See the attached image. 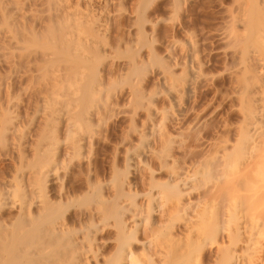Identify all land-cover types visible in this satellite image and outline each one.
<instances>
[{
    "label": "rangeland",
    "instance_id": "374dc122",
    "mask_svg": "<svg viewBox=\"0 0 264 264\" xmlns=\"http://www.w3.org/2000/svg\"><path fill=\"white\" fill-rule=\"evenodd\" d=\"M253 55L264 66V0H0V223L39 216L42 186L44 207L74 199L64 223L84 232L89 212L79 202L96 182L109 201L120 185L122 198L141 195L135 206L130 197L120 203L128 216L142 211L143 223L157 183L188 176L192 192L180 207L199 204L226 221L223 209L242 202L251 210L261 201L264 210V70ZM251 126L257 143L249 146ZM49 158L55 176L40 173ZM168 205L162 217L152 213V224L163 220L159 229L170 224ZM91 213L100 228L91 234L96 251L83 245L81 262L105 264L118 246L117 221ZM182 220L174 222L178 238L186 236ZM220 239L207 248L208 264L227 242Z\"/></svg>",
    "mask_w": 264,
    "mask_h": 264
},
{
    "label": "bare ground",
    "instance_id": "6f19581e",
    "mask_svg": "<svg viewBox=\"0 0 264 264\" xmlns=\"http://www.w3.org/2000/svg\"><path fill=\"white\" fill-rule=\"evenodd\" d=\"M256 57H257L256 55L255 56L253 55V59L256 61L257 66H259L261 69L264 70V66H263L261 60L257 59ZM13 102H15V101H13ZM4 110L2 109V111H4ZM4 112L6 113V111H4ZM9 112H10V109H9ZM256 113L255 114L252 113V118L254 119V121L255 120L257 121V119H258V115ZM11 115H13V114H11ZM1 117L4 118V116H2V115H1ZM8 117H6V118H8ZM11 118L13 119V116ZM2 119H0V120H2ZM8 120H10V119H8ZM10 121H12V120H10ZM5 123L6 122H4L3 125H1V128H5V127L8 128V123L7 124H5ZM5 125H7V126H5ZM253 125H254V123H253ZM257 128H254V127L250 128L249 127L247 133H245V135L242 134V137L244 135V141H245L244 143H248L249 146H250L249 142H251V145L254 144V142H253L255 140L254 136L258 132ZM5 129L3 130L4 132H5ZM8 129H10V127ZM8 129H6V130H8ZM0 132H2V131H0ZM8 132H9V130H8ZM5 133H7V131ZM69 134H71V133H69ZM259 135L260 134L258 133L257 136H259ZM3 136H7V135H3ZM69 138H70V136H69ZM47 139H49V138L47 137ZM52 141H53V139H52ZM75 141H76V139H75ZM47 142H48V140H47ZM54 142L50 143V141H49L48 143H50L49 145L52 146V145H54ZM241 143H243V142H241ZM256 143H257V141H256ZM75 144H76V142H75ZM41 146H42V144H41ZM254 146H256V145H254ZM53 148L51 147V149H53ZM239 149H241V148H239ZM244 150H242V151H244ZM252 150H254V149L252 148ZM255 150H256V147H255ZM249 153H250V150H249ZM48 154H51V153H48ZM52 154H55V153H52ZM236 154L238 156V153H236ZM245 154L246 153H242V157H244ZM52 156H54V155H52ZM229 156H231V155H229ZM253 156H255V155H253ZM43 157H44V155H43ZM51 158H49L48 161L46 163H44L45 165L43 167L41 166L42 172H40V173L43 174V176L44 175H54V171H56L55 162L53 160L55 158H53V159H51ZM250 158H252V157H250ZM257 160H260V159L258 158ZM254 161H256V160H254ZM41 167H40V169H41ZM217 167H219V166H217ZM258 167H259V165L257 166V168ZM174 172L176 174L175 170H174ZM33 173H35V172H33ZM192 176H194V175H192ZM171 177L173 178V176H171ZM188 177H185L184 179H181L180 177L177 179L175 178V180L169 181L168 183L163 184V185L161 183L159 184V182L157 183V185L159 186V189L161 187V191L158 189L159 193L157 190H155L157 192V194L156 193L154 195L151 194V196H150V197H152L151 201H150L151 203L146 208V213L148 212L147 213L148 217L144 218V220L142 219L143 223H140L138 220V218H140V213H142V211H141L143 209L142 207H141L142 208L141 210L137 207L141 212H137L136 209L135 210H132V209L129 210L128 213L129 214L131 213L130 216L127 215V213H126L127 210H125V208L121 207L122 202L120 203V200L125 195V194H123L124 192L121 191V189H122L121 185H120V189L117 188V189H119V191H117V189H116L117 192L115 191L117 194L115 193L114 198L112 200L110 199L111 201H109V199L105 198L104 193L102 192L103 188L101 186H99V184L97 185V182H96V186H93L94 189H93L92 195H90L91 193L88 194L90 196L86 195L87 197L84 200L82 199L83 200L82 202H79V204L80 203L86 204L87 211L89 212L88 213V218H89L88 224L87 225L85 224L87 229L86 228L83 229L84 232L83 231L80 232L82 228H80V230L78 228L77 229V230H79V232H78L75 228H73V226L70 222L64 223L65 220L63 218H64L65 214H67L66 213L67 210L68 211L70 210L68 208L72 207V206H70V204L72 203V201L74 199L68 201L67 203L65 202V204H63V205H61L63 202L60 203L58 201L60 203L59 205H58V203H56V205H53V203H52L51 206H49L48 208L46 207L47 205L44 207L45 203H44L43 198L45 196L44 195L45 190L42 188V186H40V188H38L39 190L37 191V199H38L37 203L41 209L38 212L39 216L35 215V216H37V217H35L33 214L31 216L26 215V214L22 215L21 211L23 212V210H21L20 211L21 214H19V217L16 219L15 224L13 223L14 225H9V227L7 228V226H8L7 224L0 223V264H84L83 262H81V257H80L81 255L83 256L84 253H82V254H80V253H81V251L82 252L85 251L86 248L84 247L83 250L81 248L83 247V245H88L87 251H89V253L93 252L96 249V247L94 248V245H93L94 239L92 238L91 234L99 235V233H97V232L100 231L99 230L100 228L97 227L99 224L98 225L96 224V222L94 220V215L91 212H99L98 214H101V216H98V217H100L99 219H101V222L103 221V223L110 220V219H111V221L113 219H116V221H117L116 229L119 230L118 235H117L118 236V246H117L116 250L114 251V253H112L108 257L107 261L105 260V262H106L105 264H208L209 262H212V257L210 256V254L209 255L207 254V253H209L208 252L209 249L207 250V248L210 246L209 244H213L212 246H214V244L216 245V243H217V245H218L219 244L218 242L221 240L220 238H222V241H223V237H224L225 241H227L226 244L228 243V245H226L224 241H223L224 242V244H223V242L221 241L222 247H220V248H222V250L220 253H217V255H216L217 257L213 260L214 264H264V244H263L264 243L263 242L264 241V223H263L264 221L260 219L261 218L260 216L264 213V210H262L263 208L260 209V207L258 205L259 201L257 203L254 201L258 205V207H257V205L255 207L252 205V207H254V208H251V210H250L249 206H247V205L245 206V204H247V203L244 202L245 204H243L242 201L241 202L243 204V207H241V205H242L241 204L240 207H238L239 205L236 206L237 208L234 206V209L232 208L233 207L232 206L231 207L232 210H228L229 208H227L228 211L226 209H223L225 212H227L226 214H228V216H229V217L227 216V218H229V219H227V221L225 219L221 220L226 215L221 216L222 214L220 215L217 213L220 211H217V212L215 211L212 214H210V212L207 211V210H210L208 208H207V210H205L206 209L205 207H203L205 209H203V208L199 209L198 203H197L198 204L197 207L195 205L193 206L192 205L193 203L190 204V206H187L188 205L187 204V205H184L183 207H180V205H179L180 200L181 199L183 200L185 195H188L192 192L191 190H192L193 185H191L190 187L188 186L189 185L188 183H192V182L188 181V180H191V178H192L191 174H190L191 178H188ZM186 178H188V180H186L188 183L185 181ZM118 179H120V178H118ZM149 181H151V180H149ZM242 181H244V179ZM40 184H41V182H40ZM115 184L117 185V183H115ZM241 184H243V183L238 184V187H239V185L241 186ZM153 185L157 186L155 184H153ZM246 185H248V183ZM116 187H118V186H116ZM155 188H157V187H155ZM239 188H241V187H239ZM242 188H243V186H242ZM242 188L240 190L243 191ZM189 189H191V190L187 191ZM150 191H152V190H150ZM234 192H235V190H234ZM235 193H237V191ZM230 194H231V192H230ZM133 195L129 194V195H126L128 197H125L127 199H129V197H130V200L133 199L132 200L133 203H131V201H130L131 205H134L135 200L137 201L136 197L138 194L137 195L133 194ZM147 195L149 196V191H148ZM131 196H132V198H131ZM138 196H141V195H138ZM255 196H257V195H255ZM65 197H67V196H65ZM150 197H148V198H150ZM230 197H232V196H230ZM230 197H229V199H231ZM257 197H255V198H257ZM125 198H122V199H125ZM69 199H70V197H69ZM127 199H126V201H127ZM253 199H254V197H253ZM0 200H1V198H0ZM250 200L252 202V198ZM121 201H123V200H121ZM153 201H155L156 203L154 204ZM164 201H166L168 204H173V205H170V208H171V206H174L173 208L170 209L171 212H172V210L174 211L173 214L170 212H169L170 214H168L167 211H168L169 205L167 203H165ZM205 201H207V200H205ZM245 201H247V200H245ZM233 202H232V204H233ZM91 203H94L93 208L92 207L90 208V206H89V205H91ZM174 203H175V205H174ZM248 203H250V201H248ZM165 204H167L166 207H165ZM181 204H182V201H181ZM25 206H23L24 210H25ZM20 207H22V206H20ZM41 207H44V208H41ZM162 207L167 208L165 210H167L166 211L167 215L170 218V219L168 218L170 220V224L168 223L167 225H165V227H164L165 229L163 227H161L162 225L160 226L161 229H159L157 227L158 223L163 221L161 218L162 217L161 210H163ZM84 209H86V208H84ZM211 209H213L212 205H211ZM165 210H164V212H165ZM223 210H221V211H223ZM27 211H29V210H27ZM224 211L221 213H225ZM250 211H251V214L249 215ZM157 212H161L160 213V215H161L160 219L162 221L160 219H158L159 221L156 220L155 223L158 222L157 226H156V224H152V223H154L152 213H157ZM207 212H208V214H207ZM94 214H96V213H94ZM183 215L185 216L183 220L188 221L187 225L185 226L186 227V230H185L186 234L184 232H182L183 235L185 234L186 236L184 238H180V237L178 238L175 236L174 231L175 230L178 231L179 228L177 227V225L174 224V222H176L177 220L181 221L182 220L181 218L183 217ZM208 215H210V216H208ZM219 215H220V217H222V218H219V220H221V221L218 220ZM248 216H250V218H251L249 221H248V218H249ZM80 217H82V216L80 215ZM127 217H129V218H127ZM205 217H207V218H205ZM262 217H263V215H262ZM12 219H13V217H12ZM199 219H203V220L205 219V220L204 221L201 220L199 223V221H198ZM211 219H213L212 221H215L212 226H210L211 225L210 223H212ZM80 220L82 221L83 218H81ZM209 220H210V222H208ZM260 220L263 221L262 224H261ZM59 221H63V223L61 224V223H59ZM98 221H97V223L100 222V221L99 222ZM195 221H198V222L196 223ZM206 221H207V224L209 223L208 226L205 223ZM201 222H203L205 224H203ZM130 223L133 224V226L130 227L128 225ZM107 224L108 223H106V225ZM3 225H6V227ZM83 225H84V223H83ZM154 225L157 227V229L155 228ZM107 226H109V224ZM196 226L199 229H201V228L206 229L208 231V233L204 234L203 233L204 230L199 231ZM209 226L211 228H209ZM175 227H177L178 229ZM206 230H205V232H207ZM158 232H160V235ZM178 232H181V230H179ZM80 233L81 234L84 233L82 235L83 236L82 238H79ZM138 235H140L141 237L144 235V237L147 240L144 238V240H143L144 242L139 241V239H138L139 237L137 238ZM221 242H220V245H221ZM135 243H143L142 244V250H141L142 252L139 253V251L138 252L136 251V248H135L136 244ZM224 245H225V247H224ZM206 250H207V252H206ZM95 253H97V252H95ZM218 254H220V255H218Z\"/></svg>",
    "mask_w": 264,
    "mask_h": 264
}]
</instances>
